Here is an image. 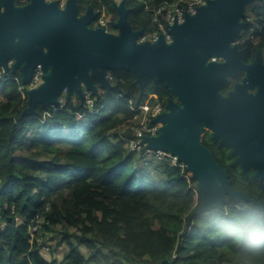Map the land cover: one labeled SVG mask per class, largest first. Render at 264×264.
<instances>
[{"label":"trees","instance_id":"obj_1","mask_svg":"<svg viewBox=\"0 0 264 264\" xmlns=\"http://www.w3.org/2000/svg\"><path fill=\"white\" fill-rule=\"evenodd\" d=\"M114 1L78 0L79 13L91 5L111 22L118 18ZM172 1L126 0L128 19L147 32L154 7ZM249 14L246 30L258 27L245 45L264 48V0ZM111 73L113 88L100 89L98 111L74 96L62 105L39 104L32 115L23 114L21 73L0 76V264H264V179L203 139L232 187L250 199L227 196L188 225L201 203L197 179L169 160L130 152L125 139L140 113L134 107L151 94L164 103L175 95L156 79L142 91L132 71ZM38 216L46 241L55 232L58 246L67 243L61 260L32 244L29 228Z\"/></svg>","mask_w":264,"mask_h":264},{"label":"water","instance_id":"obj_2","mask_svg":"<svg viewBox=\"0 0 264 264\" xmlns=\"http://www.w3.org/2000/svg\"><path fill=\"white\" fill-rule=\"evenodd\" d=\"M259 0H207L183 23L167 26L173 41L164 35L154 42H138L144 29L135 30L128 19L126 0L114 1L118 14L110 25L118 32L91 24L98 12L89 5L79 13L78 0H0V68L21 73L29 83L35 69L43 81L27 92L23 114L32 115L39 104L55 106L66 92L85 104L84 88L98 99L100 89L113 88L107 72L132 71L143 91L147 83L163 82L175 95L166 111L153 119L161 123L156 136H145L148 148L173 153L187 164L197 179L201 203L189 214L187 224L200 214L222 207L226 197L250 199L231 185L229 175L203 143L206 128L220 144L232 149L243 172L255 169L264 179V63L261 50L247 64V49L234 42L249 26L247 6ZM14 61L10 66V61ZM246 71L227 95L222 89L230 77ZM259 86L250 93L249 88Z\"/></svg>","mask_w":264,"mask_h":264},{"label":"built area","instance_id":"obj_3","mask_svg":"<svg viewBox=\"0 0 264 264\" xmlns=\"http://www.w3.org/2000/svg\"><path fill=\"white\" fill-rule=\"evenodd\" d=\"M54 1V0H47ZM67 0H58L61 7H64ZM207 3V0H174L172 2H164L158 7H154L152 16V29L143 32L138 37V42L143 43L146 41L154 42L164 35L168 42L173 41L172 34L167 30L169 24L175 22L183 23L186 19L187 14H194L199 6ZM98 20L100 26L106 27L110 26V21H108L105 11L99 13ZM248 22H252L251 17H246ZM258 26L252 25L245 34L241 33L239 38L234 42L238 46H244L249 41L255 40V31ZM109 30V29H108ZM13 60L10 61L9 65L13 64ZM5 73L1 68L0 76ZM43 70L40 66L35 69L34 75L29 83H23L22 77L17 78L19 81V90L22 92L23 96H27V92L31 88L37 87L42 81ZM107 78L111 81L113 79L111 71L107 72ZM85 91V104L90 108L91 112L98 111L95 109L96 96L89 89L84 88ZM66 92H64L60 98L58 104H63L66 99ZM57 104V105H58ZM166 104L161 101L156 94H151L141 105L134 107V110L140 113L136 117V123L131 126V135L125 137L127 140V148L130 152L137 153L139 155L145 156H155L159 160H169L173 165L178 166L185 171L187 169V164L180 160L179 157L173 153L166 152L164 150H156L147 147V143L144 141L145 136H156L159 133L161 123H154L153 119L166 111ZM56 106V105H55ZM125 131V130H124ZM188 170V169H187ZM186 176L190 178L192 173L189 171ZM45 219L39 217L34 223L30 225L29 233L31 236L32 244H37L41 247V251L48 253L51 250V244L46 241L43 234L42 228Z\"/></svg>","mask_w":264,"mask_h":264},{"label":"flooded vegetation","instance_id":"obj_4","mask_svg":"<svg viewBox=\"0 0 264 264\" xmlns=\"http://www.w3.org/2000/svg\"><path fill=\"white\" fill-rule=\"evenodd\" d=\"M252 43H253V41H252ZM239 48H240V49H247V50H248V52H247V54H246V56H245V58H244V61H245L247 64H252V63L256 60L257 53H258L260 50H261V54H262V56H261V61L264 63V48L255 49V48H252V47H250V46H248V45H245V46H239ZM245 76H246V71L242 69V70L239 72V74H238L237 76H235V77H230L227 86L224 87V88L222 89V93H223L224 95H227L230 91H232V90L234 89L236 83H238V82H242V80H243V78H244ZM258 89H259V86H258V85H255L254 88H249L248 91H249L250 93H254V94H255V93L258 91ZM205 138H206L211 144H214V145H215V148L218 147V145H219L222 149H224L226 152H228V153L230 154V156H232V157L234 158V163L237 164V163L235 162V160H236V156H233V155L231 154L232 149L229 148V147H227V146H223V145H221V144H220V140H217V139L214 138V133H213L212 130H210V129H208V128H206V129L204 130L202 141H203V139H205ZM208 148H209V147H208ZM209 149H210V148H209ZM222 149H221V150H222ZM221 150H220V151H221ZM237 165H239V166L241 167L240 164H237ZM254 174H255V173H254Z\"/></svg>","mask_w":264,"mask_h":264},{"label":"rangeland","instance_id":"obj_5","mask_svg":"<svg viewBox=\"0 0 264 264\" xmlns=\"http://www.w3.org/2000/svg\"><path fill=\"white\" fill-rule=\"evenodd\" d=\"M117 2H120V0H117ZM257 5H258V2H254V3L249 4L247 6L246 12H251L254 9V7H256ZM106 15H107L108 21H110L109 14L106 13ZM249 16L251 17V19H253L251 14H249ZM108 29L110 31H113V32H118V30L115 27H113L112 25L108 26ZM246 32H247L246 29L242 31L243 34H245ZM90 145L91 144L88 143V146H90ZM3 224L4 223L0 220V225H3ZM49 235L51 236V238H53V239L48 241L49 244H51V251L46 253L45 255L48 259L57 258L58 260H61L64 256L65 252L68 250V245L66 242H63L61 245L58 246L57 243H58L60 236L55 232L49 233ZM81 249H82L83 253L88 254V250L85 247H82Z\"/></svg>","mask_w":264,"mask_h":264}]
</instances>
